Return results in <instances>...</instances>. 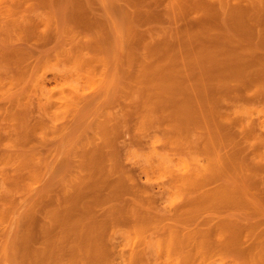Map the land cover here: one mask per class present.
Returning <instances> with one entry per match:
<instances>
[{"label":"rangeland","instance_id":"obj_1","mask_svg":"<svg viewBox=\"0 0 264 264\" xmlns=\"http://www.w3.org/2000/svg\"><path fill=\"white\" fill-rule=\"evenodd\" d=\"M88 221L89 264H264V0H0V264H82Z\"/></svg>","mask_w":264,"mask_h":264},{"label":"bare ground","instance_id":"obj_2","mask_svg":"<svg viewBox=\"0 0 264 264\" xmlns=\"http://www.w3.org/2000/svg\"><path fill=\"white\" fill-rule=\"evenodd\" d=\"M217 159H218V158H217ZM220 160H221V159H220ZM217 161H219V160H217ZM217 163H218V162H217ZM220 164H221V161H219V163H218L219 166H217V167H218V168L221 167V168L223 169V165H220ZM222 164H223V163H222ZM221 168H220V169H221ZM225 174H226V173H225ZM229 175H230V174H229ZM229 175H224V177L227 176V178L222 179V178H223V172H221V173L218 175L217 178H214V177H211V176H210V177H208V176H204V177H201V179L199 178V181L196 180V179H195V180H192V181L190 180L191 182L189 181V182H190L189 185L191 186V189L193 190V191H190V192L193 193L192 195H194V196L196 195V196H197V195L201 194L202 191L204 190L203 193H202L200 196H197V197L195 196V197H196L195 199L193 198V200H195V202L192 200L193 203L196 205V207L201 206V207H203L204 210H205L206 208H210V207L213 209V206L216 205V206H214V208H216V207L219 206V203H222L220 206L224 207V211H223V212H225V213H223V217H224L223 219H224V221H222L223 219H220V218H221V216H220V218L218 217L219 220L216 219L215 222H214V220H211V221H213V222H211V221H210V222H211V224H213V225H209L210 222H209L208 219H206L208 222L205 221V220H202V219H201L202 221H200V222H202V223L200 224V222L197 221V224H198V226H199V224H200V226H202V225L204 226V225H205V227L202 226V228L200 227L201 229L198 228V229H200L201 231H200V230H197V229H195V230H197L198 232H197V231H194V232H196V233H194L196 237H197V236H198V237L200 236V232H202V231L204 232V234H201L202 237H201V240L199 241L200 244H201L203 241H204V242H205V241H206V242L208 241V240H207L208 238L206 237L207 235H208V237H209V235L212 236V235H214V234H215V235L217 234L218 236H217V235H216V236L214 235V236H215L216 238H218V241H217V239L215 240V237H212V238H213L212 241L215 240V242H213L212 244L215 243V244H214L215 247H217V248H219V249L222 248V250H223V248L225 249V247H229L231 243H232L233 245H234V243H237L238 238H237V239L234 238L235 236H237V235H236L237 232L234 234L233 231H239V230H238L239 227H237V226L235 227V225H233V224H234L233 222L236 221V219H235V218H236V212H234V211H236V210L233 211V209H231V210H232V211H231V210L228 209L229 211H227V209H225V208L228 207V204H229V203H231V204H229V206H232V205L234 206L236 203H238L236 206H238L239 204L241 205V203H239V202H242V203L244 202V201H242V200H243V197H244L245 201H247V200L250 201V199H251L252 197H251V195H250L249 193H250L251 188H252V190H253V188H254V187H251V188L249 189V191L246 190V187H247L248 183H249V185H250V182H248L247 185L245 184V185H246L245 187L242 185V186L244 187L245 190H244L243 188L240 189V190H243L244 192H242V191H241L242 193L237 192V191L239 190V188L237 187L238 189L234 190L235 192H233V190H232V192L229 193V196H232V197L229 198V197H228V194H226V191H227V190L231 191L230 188L233 186V184H231L228 180L231 178L230 181H231V180L234 181V182H235L234 185H235V186H238V184L240 183V182L236 183L238 180H239V181L241 180V183H242V180H243V183H244V182L246 183V182H247V179H248L247 177H245L246 180H245V178H242V179H238L237 181H235V180H233L232 177L229 176ZM229 177H230V178H229ZM215 179L217 180V183H215V181H214ZM226 179H227V180H226ZM212 180H213V183H215L214 186L212 185L211 187H207L208 185H211ZM218 180H219V181H220V180H225L223 183H224V184L226 183V184H225L226 186H228V185L230 184L229 186H231V187H229V189H228V187H225V188H224V185H223L221 182H218ZM250 180H251V179H250ZM226 181L229 182L228 185H227V182H226ZM192 182H193V184H191ZM194 182H195V183H194ZM218 183H219V184H218ZM232 183H233V182H232ZM241 183H240V184H241ZM221 184H222L223 187L221 186ZM236 184H237V185H236ZM240 184H239V187L241 186ZM215 185L218 186L217 189H216V186H215ZM219 185H220V186H219ZM250 186H251V185H250ZM212 187H215V189L212 188ZM233 187H234V186H233ZM205 188H206V189H205ZM209 188H211V191H210ZM226 188H227V189H226ZM248 188H249V187H248ZM248 188H247V189H248ZM191 189H190V190H191ZM207 189H208L209 192L207 191ZM212 189H213V190H212ZM222 189H223V190H222ZM224 189H225V190H224ZM231 189H232V188H231ZM233 189H235V187H234ZM201 190H202V191H201ZM221 190L225 192V193H224V192H223V193L220 192L221 194H223V195H222L223 197L225 196L224 200H227L226 198H228V200L230 201V199L233 198V199H234L233 201H235V204L232 203V202H233L232 200H231L232 202H228V203L224 202V200H223V202H221V199H222V198L220 199V198L218 197L219 195L215 196V193L218 194L219 191H221ZM255 190H257V189L254 188V191H255ZM199 191H201V192H199ZM206 191H207V192H206ZM229 191H228V192H229ZM254 191H253V192H254ZM197 192H198V194H195V193H197ZM228 192H227V193H228ZM246 192H247V193H246ZM220 193H219V194H220ZM232 193H233V194H235V193H237V194L240 193V194H238V195H239V197H241L242 199L239 200L238 197H237L238 195H236V194H235L236 196H235V195H234V196H233V195H230V194H232ZM254 193H255V192H254ZM224 194H225V195H224ZM241 194H242V196H241ZM256 194H257V193H255V195H256ZM253 195H254V194H253ZM222 196H221V197H222ZM248 196L250 197V199H249ZM256 196H257V195H256ZM198 197H199L200 199H197ZM217 197H218L219 200H217ZM235 197H236V200H235ZM255 198H256V197H255ZM255 198H252V199H251V200H254V201H251L252 203L255 202ZM196 200H197V201H196ZM198 200H199V202H198ZM228 200H227V201H228ZM249 201H247L248 203H247V202H246V203L249 204V205L252 204V203H250ZM256 201H257V202H256L255 205H257V203H258V200H256ZM196 202L199 203L198 206H197L198 203H196ZM200 204H201V205H200ZM226 204H227V206H226ZM253 205H254V204H253ZM236 206H235V208H236ZM244 206H245V205H244ZM244 206H241V207L244 208ZM201 207H198L199 212H200V210H201V209H200ZM238 207L241 208L240 206H238ZM211 208H210V209H211ZM228 208H229V207H228ZM239 208H238V209H239ZM203 209H202V210H203ZM210 209H208V211H207V209H206V211H207V212H209V211L212 212V211H213L212 214H214V213L216 214V211H214V209H213V210H210ZM221 209H222V208H221ZM238 209H237V210H238ZM222 210H223V209H222ZM243 210H244V209H242V211H243ZM196 211L198 212V210H196ZM217 211H219V210L217 209ZM226 211L228 212V214H229L228 216H229V217H230V211H231V213L233 212V214H231V215H233V216H235V217H234L233 219H232L233 216L230 217L232 220H234L233 222L231 221V219L228 218ZM240 211H241V209H240ZM240 211H239V212H240ZM242 211H241V212H242ZM244 211H245V210H244ZM244 211H243V212H244ZM197 212H196V213H197ZM219 212H220V211H219ZM239 212H238V213H239ZM241 212H240V213H241ZM238 213H237V215H238V216H237V217H238L237 220H238V219L240 220V219L242 218V220H240V221L243 222V221H244L243 219H245L246 216H245V217H242L243 215L241 216V214H240V216H241V218H240ZM198 214H199V213H198ZM198 214H197V218H196V219H198V217L200 216V215H198ZM219 214H220V213H219ZM225 214H226V215H225ZM242 214H243V213H242ZM215 216H216V215H215ZM218 216H219V215H218ZM225 216H226L228 219H226ZM92 218H93V217H92ZM199 218H200V217H199ZM213 218H215V217H213ZM216 218H217V216H216ZM210 219H211V218H210ZM227 220H228V222L226 223ZM239 220H238V222L240 223ZM245 220L248 221L247 218H246ZM91 221H92V219H91ZM94 221H95V220H94ZM203 221H204V222H203ZM216 221H217V222H216ZM229 221H230V223H229ZM246 221H244L242 224H241V223H240V224L243 226L244 223H249V221H248V222H246ZM68 222H70V221L68 220ZM68 222H66V223L64 222V225L67 224ZM78 222H79V221H78ZM88 222H89V223H88L89 226H87L88 224H86V226H85V225H82V223H79V224H78V223H77V224L75 223L76 225H75V224H72L73 226L75 225V227H73V226H72V227H70V226L66 227V229L68 228V230H72V229H73V231H70V234L68 233V231H66L65 228H63V229H65V231H66V232L63 231V234L65 233L64 235H62V236H63V237H62L63 240L65 239V240L63 241V243H64V242H66V244H68L69 242L71 243L70 245H67V246H69V247H71V248L73 249V253H74V251H76L75 253H77V256H76V254L74 253V255L76 256V257H74V258H75V260H76L77 257H78V258H79V259H78L79 261H78V260H76V261H77V262H82V264H89L90 262L94 263V262H96L97 259L100 258V255L98 254V251H96V247H97V245H95V244H97V242H98V241H96V237H97V235H98V232L95 230V228H94L92 225H90L92 222H91V223H90V221H88ZM224 222H225V223H224ZM231 222H232L233 224H232ZM238 222L236 221V225H238ZM71 223H73V222H71ZM71 223H68V224L71 225ZM94 223H95V222H94ZM94 223H93V224H94ZM194 223H196V221L194 222V219H193V224H194ZM206 223H209V224H207V225H209L208 228L206 227ZM229 224H232V225L235 227V230H233L234 228H233L231 225H229ZM77 225H78V226H77ZM228 225H229V227H230V226L232 227V228L230 227V229H228V230H229V232H230V230L233 232V234H232L231 232H230V234H232V236H234V237H232V236H230L229 234L226 233V232H227ZM245 225H246V224H245ZM245 225H244V226H245ZM248 225H249V224H248ZM248 225H246V226L248 227ZM195 226L197 227L196 224H195ZM238 226H239V225H238ZM246 226L243 227V228H246ZM250 226H251V224H250ZM211 227H212V228H211ZM70 228H71V229H70ZM203 228H204V230L206 229V232L203 230ZM74 229H75V230H74ZM114 229H115V228H114ZM223 229H224V231H223ZM236 229H237V230H236ZM248 229H249V227H248ZM207 230H208V231H207ZM211 230H214V232L216 231V233L212 232ZM241 230H244V229H240V231H241ZM74 231H75V233H74ZM112 231H113V233H115L117 230L114 232V230L112 229ZM247 231H248V230H247ZM71 232H72L73 234H71ZM203 232H202V233H203ZM208 232H209V233L211 232L212 235H211V233L209 234ZM229 232H228V233H229ZM245 232H246V230L244 231V234H242V235L245 236ZM99 233H100V232H99ZM103 233H104V231H103ZM103 233H102V234H103ZM213 233H214V234H213ZM224 233H225L226 235H228L227 237H228V239L230 238V240H231L230 242H229V240H226V241L224 240V239H226V238H225L226 235H225ZM238 233H239V236H241L240 232H238ZM238 233H237V234H238ZM197 234H198V235H197ZM204 236H205V237H204ZM198 237H197V238H198ZM223 237H224V238H223ZM237 237H238V236H237ZM242 237H243V236H242ZM206 238H207V239H206ZM209 238H211V237H209ZM231 238H233V242H234V243L232 242V239H231ZM243 238H245V237H243ZM243 238L241 239V237H240L239 239H241V241H242ZM98 239H99V237H98ZM98 239H97V240H98ZM198 239H199V238H198ZM235 239H236V241H235ZM209 240H210V239H209ZM227 241H228V242H227ZM238 241H239V240H238ZM241 241L239 242L240 244L242 243ZM192 242H193V241H191V243H192ZM194 242H195V240H194ZM98 244H99V243H98ZM192 244H193V243H192ZM233 245H231V246L233 247ZM67 246H66V247H67ZM231 246H230V247H231ZM230 247H229V249L232 248V247H231V248H230ZM233 249H234V250H232V252L235 251V248H233ZM240 249H241V248H240ZM243 249H244V248H242L241 251L239 250L242 254H244V253H243ZM97 250H99V249L97 248ZM239 251H238V252H239ZM238 252H237V253H238ZM244 252H245V255H246V251H244ZM242 254H241V255H242ZM239 255H240V254H239ZM242 256H244V255H242Z\"/></svg>","mask_w":264,"mask_h":264}]
</instances>
